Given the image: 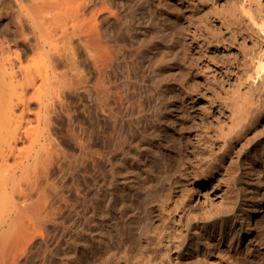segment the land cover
<instances>
[{
    "label": "rangeland",
    "instance_id": "rangeland-1",
    "mask_svg": "<svg viewBox=\"0 0 264 264\" xmlns=\"http://www.w3.org/2000/svg\"><path fill=\"white\" fill-rule=\"evenodd\" d=\"M111 1L118 20L105 25L114 30L127 13L145 15L121 31L128 46L121 81L133 79L128 96L140 100L145 115L140 133L115 148L100 135L99 109L90 99H73L108 157L92 177L85 174L90 168L83 175L73 169L96 213L87 219L67 212L57 249L44 264H119L123 240L131 245L146 231L145 257L160 239L174 264L177 256V264H264V72L258 78L250 71L264 56V35L254 24L264 20V0ZM3 12V23L13 19L8 3ZM65 146L80 164L81 151ZM216 222L211 233L202 228ZM230 228L237 230L232 240ZM35 255L40 260V249Z\"/></svg>",
    "mask_w": 264,
    "mask_h": 264
},
{
    "label": "bare ground",
    "instance_id": "bare-ground-1",
    "mask_svg": "<svg viewBox=\"0 0 264 264\" xmlns=\"http://www.w3.org/2000/svg\"><path fill=\"white\" fill-rule=\"evenodd\" d=\"M7 3L14 17L3 23ZM112 6L111 0H0V264H44L57 249V232L66 225L67 212L87 219L96 213L93 202L76 184L73 169L80 167L83 175L82 169L90 168L92 172L85 173L90 176L108 155L99 147L95 133L79 119L74 98L90 99L99 109L104 116L103 120L96 117L100 135L115 148H120L127 135L140 133L138 126L145 114L140 100L129 97L133 79L121 81V59L125 62L128 50L121 31L145 15L129 8L131 16L124 12L122 28L114 30L105 25L108 18L118 20ZM147 11L150 19L156 18L150 5ZM254 24L264 35V20ZM263 70L264 56L260 55L250 71L259 78ZM129 74L125 78H131ZM67 142L81 151L80 164L72 163L74 155ZM68 180L73 184L66 185ZM249 219L247 215L240 224ZM217 226L218 222L202 228L211 233ZM148 233L131 245L123 240L119 264H174L160 239L153 254L145 257L151 243ZM207 234L201 235L205 241ZM227 235L232 240L237 230L230 228ZM195 237L192 246L196 247ZM38 249L40 260L35 258ZM135 249L144 253L137 255ZM73 256L78 257L75 250Z\"/></svg>",
    "mask_w": 264,
    "mask_h": 264
}]
</instances>
